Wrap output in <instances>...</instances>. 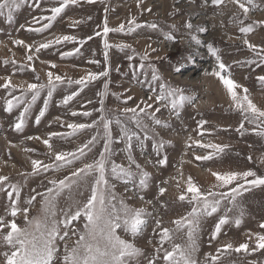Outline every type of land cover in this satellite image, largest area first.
<instances>
[{"label":"rangeland","instance_id":"1","mask_svg":"<svg viewBox=\"0 0 264 264\" xmlns=\"http://www.w3.org/2000/svg\"><path fill=\"white\" fill-rule=\"evenodd\" d=\"M256 3L259 8L250 13V19L245 22L246 24L251 23L252 20L264 19V0H256ZM53 5L54 0H27V3L21 4L20 8L14 12L11 24L5 17L0 16V77H11L12 82L19 85L37 82V75L40 77L39 82L46 83V73L49 71L73 81L89 72L99 73L106 68L109 70V75L89 83L68 105L62 104L63 98L74 90H79V86L75 84L69 86L67 83L59 85L49 101L45 116L37 124L35 118L47 99V90H45L27 114L25 126L21 132H17L14 125L20 112L23 111V105L14 109L12 113L5 112L3 110L5 99L11 97L8 96L6 89L0 88V175H7L11 183L21 186L22 207L27 206L25 201L31 195H35L36 192H44L46 187L50 186L48 185L49 179L63 178L70 174L73 167L82 166V162L77 161L76 165L58 172L49 171L35 176H22L21 173L31 172V159H40L45 163L51 162L47 156L48 150L41 141L29 140L27 137L47 138L50 132L70 131L66 126L62 127V123L64 125L72 122L90 123L92 120L98 119L99 112L95 109L100 107L101 99L104 101L105 108L109 110L123 108L125 106L123 99L126 95L135 98L129 101L128 106H134L142 98L146 99L148 95L152 94L151 89L158 87L159 83L151 80L150 70L139 68L141 55L144 54L148 44L158 49V51L150 53V62L157 67L164 82L173 87L183 88L185 95L193 97L194 102L181 109L179 117L170 114L168 110H162L157 114L159 118L169 124L166 129H158L161 136L172 142L165 146L163 154L168 157L165 166L156 165L158 157L153 150L152 140H145L143 148L138 141H133L135 160L152 174L146 189L140 190L131 183L125 185L120 181H112L118 196H131L132 192L136 191L143 195L145 200L153 201V204L150 205H144L137 198L127 201L135 206H146L152 213L144 232L137 238L138 246L143 248L146 254H151L153 247L149 241L155 243L157 239L153 233L155 219H162L164 226L173 228L171 220L190 210V206L186 202L182 203L177 200L180 191L177 188V180H180L181 171L183 180L180 182V188L185 187L184 181L191 176L194 182L203 189H207L214 180L208 169L214 171L252 169L258 175H264V162H262L264 161V138L256 136L251 131L245 132L243 136L236 132L235 129L242 119L240 113L229 107V99L220 82L214 77L203 75L205 69L211 71L216 64L215 57L208 53L206 47L208 43H212L215 48L219 49L218 54L229 66L232 77L249 89L251 98L258 107L264 108V88L256 79L258 75H264V65L257 67L243 63L254 57L242 42L243 34L239 32V25L230 22L233 13L239 11L230 0H224V3L219 7L211 4V0L207 6L204 5V0H196V3L192 5H189L187 0H143L140 7H137V0H103V2L96 0L92 4L81 0L79 4L69 5L47 30L28 31V28H41L43 24L47 23L46 20L35 23L34 18L50 15L48 9ZM176 7H179L181 11L174 12ZM148 8H151L152 11H147ZM132 18L142 25L155 22L159 25V29L152 30L142 27L135 32L128 33L127 22ZM105 19H107L110 28H118L121 23H124L126 30L110 32L105 38L103 36ZM189 20L194 24L191 32L183 27L184 23ZM74 21H80V23L74 24ZM173 23L177 25L178 29L175 33V43L164 40L163 36L164 32L170 31L169 26ZM197 27H204L207 30L198 32L196 31ZM97 32L101 35L97 36ZM62 35H72L77 37L78 41L85 40L86 42L82 46L79 43L64 42L34 53L35 47L40 43ZM192 35L197 36L204 46L196 45L191 40ZM89 36L92 37L91 40L87 39ZM247 38L252 43L264 46V29L257 28ZM104 39H107L112 45L108 49L107 61L104 58ZM15 40H23L26 44L33 46L34 59L32 61L27 60L30 53L24 47L16 45ZM119 44H128L131 45V48L120 50L116 47ZM77 47L80 48L79 53L67 57L62 56V53L71 52ZM132 49H135V53ZM129 56H133V59L130 60ZM157 57L160 58L157 59ZM13 60L15 63H12ZM89 61H99V64ZM51 64H55L56 67L52 68ZM176 66H181L180 73L174 71ZM105 82H108V94L102 97L99 94L104 92ZM3 83L4 80L0 79V84ZM218 86L221 89L220 93H218ZM14 95H20L19 90ZM73 111L77 113L91 111L92 116L77 115L74 117L71 115ZM201 119L208 121L205 128L211 131L212 135L207 133L203 137L199 135L202 130L198 128L197 121ZM145 123L150 122L145 120ZM127 126L143 136V133L135 129L134 125L128 123ZM252 127L245 122L246 129ZM95 132L96 129L85 130L67 140L54 138L53 143L59 151H73L90 139ZM113 136L114 138L119 137V128L115 124L113 125ZM189 137L202 139L204 142L227 144L229 148L218 159L196 161L194 155L205 154L210 150L200 149L195 145L188 148ZM112 148L114 152L112 159L127 167V152L124 142L114 143ZM26 149L33 151H26ZM102 149L103 140L100 139L92 152L88 154L87 162L96 158ZM249 156L252 157L251 161L248 159ZM133 171H135L134 166ZM160 187L168 189L163 197L159 196ZM83 191L84 195L79 197L81 200L88 195L86 190ZM39 200L40 197L37 196V202H34L31 207V216L39 215ZM64 202L61 201V204ZM9 203L6 194L0 192V216L8 220L12 219L6 212ZM161 203H165L166 207L161 208ZM224 205L231 207L227 201L224 202ZM238 205L239 207L228 215L234 219L239 215V209L243 208L244 216L239 227L230 222L229 225L224 226L217 240L211 241V243L210 234L214 230L219 216L224 213V206L219 213L202 219L197 239L199 251L196 253L201 264H203L206 253L215 254L216 248L225 243L231 242L234 246H238L247 240V233H264V229L259 227L260 223H264V189H253L246 192L238 199ZM16 219L17 223L23 224L22 216H18ZM177 242L183 241L178 240ZM60 247L62 250L63 242H60ZM251 247H254V244L250 243ZM249 262L264 264V250L251 254L232 253L225 259V264H249Z\"/></svg>","mask_w":264,"mask_h":264},{"label":"snow or ice","instance_id":"2","mask_svg":"<svg viewBox=\"0 0 264 264\" xmlns=\"http://www.w3.org/2000/svg\"><path fill=\"white\" fill-rule=\"evenodd\" d=\"M80 2L81 0H54V5L48 9L50 15L34 18L35 23H40L42 20H46L47 23L43 24L41 28H28V31L42 32L47 30L69 5H76ZM86 2L92 4L96 0H86ZM208 2L209 0H204V5L207 6ZM230 2L239 10L238 13H233L230 22L239 25V32L243 34L242 42L253 53L254 57L243 63L260 67L264 65V46L250 42L247 37L257 28L264 29V19L245 23L250 19V13L258 9L259 5L256 0H230ZM24 3H27V0H0V16L5 17L7 22L11 24L14 19V12ZM187 3L189 5L195 4L196 0H187ZM223 3L224 0H211V4L218 7ZM142 4L143 0H137V7ZM146 10L152 11L151 8ZM180 11L179 7L174 9L176 13ZM73 23L78 24L80 21ZM127 23L129 25L127 27L128 33L135 32L142 27L152 30L159 29V25L155 22L142 25L135 18L130 19ZM21 27L24 26L21 25ZM183 27L191 32L194 24L189 20L184 23ZM169 28L170 31L163 33L164 40L175 43L177 25L173 23ZM125 30L124 23L113 29L108 26L107 19H105L103 26L105 38L110 32H124ZM206 30L204 27L196 28L198 32H205ZM96 35L99 36L101 33L97 32ZM87 39L91 40L92 37L89 36ZM191 40L198 46H204L195 35L191 36ZM64 42L79 43L82 46L86 41H78L77 37L72 35L56 36L54 39L36 46L34 53H39L41 49H49ZM14 43L24 47L30 53L27 56L28 61L34 59L32 45L26 44L23 40H15ZM110 47L112 45L107 39H104L105 61L108 60ZM116 47L124 50L131 48V45L119 44ZM206 47L208 53L215 57L216 64L211 71L205 69L203 75L214 77L220 82L229 99V107L240 113L242 119L235 129L236 132L243 136L245 132L251 131L256 136L264 138V108L258 107L253 102L249 89L232 77L229 66L223 62L218 54L219 49L215 48L212 43H208ZM132 51L135 53V49ZM156 51H158L157 48L148 44L144 54L141 55V63L139 64L141 70L145 68L150 70L153 82H159L158 87L152 88V94L148 95L146 99L142 98L134 106H128L129 101L135 98L126 95L123 99L125 106L115 110L106 109L104 101L101 99L100 107L95 109L99 112L98 119H94L90 123L72 122L66 125L62 123L61 126H66L70 131L50 132L47 138L27 137L29 140L41 141L48 150L47 156L51 162L45 163L40 159H31V172L21 173L22 176H35L49 171L58 172L76 165L77 161H81L82 166L73 167L70 174L63 176V178L49 179L48 185L50 186L46 187L44 192H36L35 195H31L25 201L27 206L23 207L21 206V186L11 183L7 175H0V192L5 193L10 202L6 207V212L12 218L8 220L0 216V264H201L196 253L199 251L197 239L202 219L219 213L224 206V213L219 216L214 230L210 234V243L217 240L224 226L229 225L230 222L239 227L244 216L243 208L239 209V215L234 219L229 217L228 213L239 207L238 199L246 192L253 189H264V175H258L252 169L244 171L208 169L214 180L207 189H203L194 182L191 176L184 181L185 187L180 188V182L183 180L181 171L180 180H177V188L180 189L177 200L182 203L186 202L190 206V210L186 214L171 220V224L174 225L173 228L164 226L162 219H155L153 233L157 239L155 243L149 241L153 247L151 254H146L145 250L139 247L136 242L137 238L144 232L152 213L148 211L146 206H135L127 201L137 198L144 205L153 204V201L145 200V197L136 191H133L131 196H118L112 181H120L125 185L131 183L140 190L146 189L152 174L135 160L133 141H138L143 148L145 140H152L153 150L158 157L155 163L160 167L165 166L168 162L167 155L163 154L165 146L172 142L161 136L158 129H166L169 124L159 118L157 114L161 113L162 110H168L170 114L179 117L181 109L194 102L193 97L185 95L183 88L173 87L164 82L157 67L150 62V53ZM79 52L80 48L77 47L71 52L62 53V56L67 57ZM128 58L131 60L133 56ZM159 58L157 57V59ZM89 62L99 64V61ZM5 63L8 62L5 61ZM12 63L15 61L13 60ZM51 67L55 68L56 65L51 64ZM174 71L180 73L182 71L181 66H176ZM108 75L109 70L106 68L99 73L89 72L80 79L73 81L49 71L46 73V83L39 82L40 77L37 75V82L19 85L14 84L11 77H0L4 80V83L0 84V88L6 89L8 96L11 97L5 99L3 110L12 113L14 109L23 105V111L20 112L14 125L15 130L21 132L24 129L27 114L45 90H47V99H45L43 108L35 118L37 124L45 116L49 101L59 85L67 83L69 86L72 84L79 86V90H74L63 98L62 104L68 105L89 83ZM256 79L264 88V75H258ZM17 90H19L20 95H14ZM107 94L108 82H105L104 92L99 95L103 97ZM71 115L74 117L77 115L91 117L92 112L77 113L73 111ZM145 120L150 123H145ZM245 122L253 127L246 129ZM128 123L140 130L143 136L137 131L131 130L127 126ZM114 124L119 128V137L117 138L113 136ZM197 124L198 128L202 130L199 132L201 137L205 133L212 135V132L205 128V125L208 124L207 120L201 119L197 121ZM91 129H96L95 134L75 150L59 151L55 148L54 138L67 140ZM100 139L103 140L102 151L91 162H87L88 154L92 152ZM188 139L190 141L187 144L188 148L195 145L200 149L210 150L205 154L194 155L196 161L218 159L229 148L227 144H218L212 141L204 142L202 139H193L192 137ZM121 141L124 142L127 152V167L112 159L114 155L112 145ZM26 151L33 150L26 149ZM248 159L251 161L252 157L249 156ZM133 166L135 171H133ZM83 190H86L88 195L81 200L79 197L84 195ZM167 191V188L160 187L159 196L163 197ZM37 196L40 197L38 201L40 204L39 215L31 216V207L34 202H37ZM61 201L65 202L61 204ZM225 201L231 207L225 206ZM160 207L164 208L166 204L161 203ZM18 216L23 217V224L17 223L16 218ZM259 227L264 229V223H260ZM178 240L183 242L178 243ZM60 242H63L62 250ZM250 243L254 244V247L250 248ZM260 250H264V233L249 232L247 233V240L238 246L228 242L217 247L215 254L206 253L203 264H225V259L232 253L251 254ZM249 264H253V262H249Z\"/></svg>","mask_w":264,"mask_h":264},{"label":"bare ground","instance_id":"3","mask_svg":"<svg viewBox=\"0 0 264 264\" xmlns=\"http://www.w3.org/2000/svg\"><path fill=\"white\" fill-rule=\"evenodd\" d=\"M217 86V85H216ZM222 87V86H221ZM218 88V93L221 92V89L219 88V86L217 87ZM212 102V101H211ZM209 103H210V100H209Z\"/></svg>","mask_w":264,"mask_h":264}]
</instances>
